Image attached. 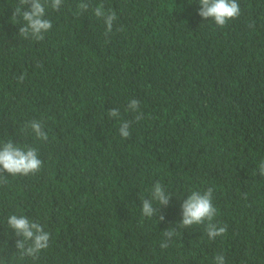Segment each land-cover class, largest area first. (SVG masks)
<instances>
[{
    "label": "trees",
    "instance_id": "1",
    "mask_svg": "<svg viewBox=\"0 0 264 264\" xmlns=\"http://www.w3.org/2000/svg\"><path fill=\"white\" fill-rule=\"evenodd\" d=\"M80 2L47 7L52 28L35 41L11 20L17 0H0V145L42 161L0 183V264H264V0H237L222 28L197 15L198 0H86L77 16ZM98 5L116 14L110 33ZM33 120L46 141L25 128ZM156 182L171 199L147 218ZM208 188L227 228L213 240L206 224L177 226L188 195ZM12 214L50 234L36 260L15 248Z\"/></svg>",
    "mask_w": 264,
    "mask_h": 264
},
{
    "label": "clouds",
    "instance_id": "2",
    "mask_svg": "<svg viewBox=\"0 0 264 264\" xmlns=\"http://www.w3.org/2000/svg\"><path fill=\"white\" fill-rule=\"evenodd\" d=\"M199 11L197 15L202 20H211L217 27H224L229 20H234L240 15V7L237 0H198ZM63 0H17L16 7L12 12L11 20L15 24H20L19 36L26 40L41 41L45 34L52 28L50 20L45 18L46 8L59 10ZM30 8H26L29 6ZM90 4L86 0H81L77 5L75 15L79 16L89 10ZM93 15L102 19L105 25L106 34L110 33L113 23L116 20L114 12H106L103 5H98L93 9ZM19 18V19H18ZM39 66V65H38ZM23 75L19 77L22 82ZM139 101L132 99L128 105V111L136 113L135 120L144 118L143 113L138 111ZM109 118L119 119L120 113L116 108L107 112ZM131 122L123 121L119 127L121 138H128L130 135ZM26 129H31L35 137L41 141L48 139L47 132L44 131L40 121L33 120L25 125ZM42 161L38 157L37 150L32 147H18L11 140L0 145V183H7L9 176H28L39 172ZM258 173L264 177V160L259 163ZM213 188L201 193L192 191L181 205V220L177 225L181 228H190L194 225L206 224V233L209 240L224 235L226 226H219L213 223L216 215V208L213 206ZM171 199V193L165 190L160 182H156L152 189L150 198L144 199L141 203V214L151 218L157 216L162 207H167ZM154 204L159 205L155 207ZM159 221L164 220L163 215L158 216ZM7 227L12 230L15 237L19 239L15 242V248L21 257H28L36 260L38 254L48 248L50 234L43 226L35 221H30L26 216L12 214L7 218ZM164 241L160 247L167 248L172 237L177 234L176 227L165 230ZM213 264H226L223 254L214 257Z\"/></svg>",
    "mask_w": 264,
    "mask_h": 264
}]
</instances>
